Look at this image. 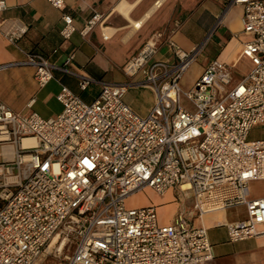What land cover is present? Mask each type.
Here are the masks:
<instances>
[{"label": "built area", "instance_id": "2783aa9c", "mask_svg": "<svg viewBox=\"0 0 264 264\" xmlns=\"http://www.w3.org/2000/svg\"><path fill=\"white\" fill-rule=\"evenodd\" d=\"M46 1L64 6V0ZM231 3L243 9L241 57L251 66L237 83L232 67L212 60L183 90L179 82L201 47L184 52L169 42L173 61L149 64L157 52V41L150 40L123 69L129 77L142 72L144 80L134 84L155 94L146 116L126 104L128 85L66 70L73 53L60 70L77 77L81 91L100 85L93 102L64 85L55 118L15 113L0 102V264H208L207 228L188 218L240 206L245 218L225 224L229 242L260 235L264 198L250 197L249 185L264 181V138L248 137L264 127V4ZM6 7L0 0V15ZM62 21L60 35L68 41L76 28L70 16ZM99 23L95 13L80 35ZM18 38L8 36L10 42ZM22 64L34 67L41 88L59 69L41 55L28 54ZM24 140L33 144L24 146ZM145 190L158 196L177 190L181 198L190 193L193 209L161 224L154 206H127Z\"/></svg>", "mask_w": 264, "mask_h": 264}, {"label": "crops", "instance_id": "0c3cea01", "mask_svg": "<svg viewBox=\"0 0 264 264\" xmlns=\"http://www.w3.org/2000/svg\"><path fill=\"white\" fill-rule=\"evenodd\" d=\"M4 1L7 7L0 15V102L15 113L25 114L31 110L41 118H55L62 111L56 99L61 85L84 102L96 99L100 85L92 84L81 91L77 77L60 70L71 53L73 62L66 70L100 82L128 85L124 100L139 116L148 114L155 103V94L149 87L135 85L144 80L142 72L129 77L123 69L150 40L157 41V52L149 64L173 61L171 42L184 52L201 47L199 55L214 54L213 58H204L201 73L212 60L223 62L232 70L242 63L248 71L251 68L249 61L241 57L243 43L247 40L242 31L243 9L232 4V0H64L61 10L46 0ZM260 1L264 4V0ZM95 13L101 16V23L82 37L80 30ZM63 15L70 16L76 28L68 41L60 35ZM9 35H19V38L10 42ZM28 53L41 55L59 68L52 71L53 79L42 88L34 80V67L22 64ZM32 100L29 109L27 105ZM256 183L264 187V181L252 182L250 197L264 198V190L258 195L254 193L252 186ZM186 199L193 200L190 193ZM175 202L171 216L164 219L158 212L160 208L150 204L156 208L161 224L170 223L177 212L193 209V203L190 207L187 203ZM245 214V208L240 206L201 220L196 218V213L188 218L190 224L207 228L212 246V259L208 264H264V226L257 237L236 243L228 240L225 224L242 220ZM218 228L221 236L212 240L210 232Z\"/></svg>", "mask_w": 264, "mask_h": 264}, {"label": "rangeland", "instance_id": "374dc122", "mask_svg": "<svg viewBox=\"0 0 264 264\" xmlns=\"http://www.w3.org/2000/svg\"><path fill=\"white\" fill-rule=\"evenodd\" d=\"M206 56L214 57V54L211 52L204 53V55L201 56V54L198 56L196 62L191 64L185 74L183 75L182 79L179 82V86L183 90L189 89L194 82L198 79V77L201 75V65ZM248 73V69L246 68L245 64L242 63L238 67H236L234 70H232V80L233 82L237 83ZM182 103L184 104V101L182 100ZM264 138V127H257L253 130H251L248 140H258ZM253 191L255 194H260L262 190H264V187L261 183H256L252 186ZM150 190H145L141 193H138L132 197H130L127 200V206L128 207H140V206H148L150 204L155 205L157 208H160L158 210L160 216L164 219L169 216H171L172 212L174 211L176 207L177 200L180 201V204H186L188 206H192L193 200H189L186 198L178 197V191L175 190V192L171 191L163 198L161 196H153L149 192ZM156 195V194H155ZM182 202V203H181ZM218 236H221V230H214L213 232H210V238L212 240L218 238Z\"/></svg>", "mask_w": 264, "mask_h": 264}, {"label": "bare ground", "instance_id": "6f19581e", "mask_svg": "<svg viewBox=\"0 0 264 264\" xmlns=\"http://www.w3.org/2000/svg\"><path fill=\"white\" fill-rule=\"evenodd\" d=\"M119 10H122V6H121V8H119ZM134 26H137L138 27V25H134ZM23 144H24V146L25 145H31V144H33V140H24L23 141ZM186 187H184L183 189H185ZM210 216V215H209Z\"/></svg>", "mask_w": 264, "mask_h": 264}, {"label": "trees", "instance_id": "16d2710c", "mask_svg": "<svg viewBox=\"0 0 264 264\" xmlns=\"http://www.w3.org/2000/svg\"><path fill=\"white\" fill-rule=\"evenodd\" d=\"M28 54H30V55H35V54H33V53H28Z\"/></svg>", "mask_w": 264, "mask_h": 264}]
</instances>
